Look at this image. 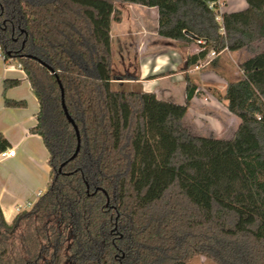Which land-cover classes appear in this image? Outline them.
I'll return each mask as SVG.
<instances>
[{"label": "trees", "instance_id": "obj_1", "mask_svg": "<svg viewBox=\"0 0 264 264\" xmlns=\"http://www.w3.org/2000/svg\"><path fill=\"white\" fill-rule=\"evenodd\" d=\"M244 1L221 12L218 0H0V53L37 99L30 130L50 168L30 208L10 223L0 209V264H264V0ZM118 3L156 7L159 35L196 41L188 65L209 50L248 53L214 92L237 119L231 137L185 127L189 80L182 104L114 87Z\"/></svg>", "mask_w": 264, "mask_h": 264}, {"label": "crops", "instance_id": "obj_2", "mask_svg": "<svg viewBox=\"0 0 264 264\" xmlns=\"http://www.w3.org/2000/svg\"><path fill=\"white\" fill-rule=\"evenodd\" d=\"M245 7L244 0H218L221 12ZM121 10V20L110 26L112 67L117 78L114 87L152 92L159 99L182 104L189 80L197 88L183 118L185 127L192 134L231 137L237 119L227 110V101L217 99L214 92L223 95L227 82L240 77L238 64L246 58L244 50H223L214 55L209 50L203 58L188 65L187 60L202 47L196 41L159 35L156 7L124 3ZM114 41L118 46V63L113 58ZM228 57L238 61L237 69L231 66ZM115 63L120 67L115 68ZM196 63L203 65L192 70ZM6 78H16L20 82L4 91L3 80ZM4 97L23 100L25 105L5 106ZM37 110V99L23 70L8 67L0 55V133L8 142L6 149L0 152V209L8 223L18 213L16 206L27 201L34 203L38 198L36 192L43 193L49 180L47 149L41 136L30 130L36 124ZM9 148H14L13 155H7Z\"/></svg>", "mask_w": 264, "mask_h": 264}, {"label": "rangeland", "instance_id": "obj_3", "mask_svg": "<svg viewBox=\"0 0 264 264\" xmlns=\"http://www.w3.org/2000/svg\"><path fill=\"white\" fill-rule=\"evenodd\" d=\"M121 3H118L117 4V6L118 7H120L121 8ZM113 44H114V56H113V58L115 59V61L114 62H116L117 60H118V57H117V53H116V51H117V44H116V41H114L113 42ZM118 52V51H117ZM244 52H245V56L247 57L248 56V53L244 50ZM228 59H229V61H230V64H231V66H233V68L234 69H237V63H238V61L235 59V58H233V60H232V58H230V57H228ZM119 62H120V59H119ZM7 63V66L9 67V66H11V65H13V66H15L16 67V65H17V63L15 62V61H12V60H9L8 62H6ZM117 63H118V61H117ZM112 64H113V59H112ZM116 64V63H115ZM120 67V65L119 64H116L115 65V68H119ZM122 89V88H121ZM235 130V129H234ZM228 135L230 134L229 132L227 133ZM227 134H225V135H227ZM189 264H215V263H213L212 261H210V260H208V259H206L205 257H203V256H197V257H194V258H192L191 260H190V262H189Z\"/></svg>", "mask_w": 264, "mask_h": 264}, {"label": "built area", "instance_id": "obj_4", "mask_svg": "<svg viewBox=\"0 0 264 264\" xmlns=\"http://www.w3.org/2000/svg\"><path fill=\"white\" fill-rule=\"evenodd\" d=\"M216 19H217V20H220V17H219V16H216ZM211 54L214 55L215 52H214L213 50H211ZM0 55H1V58L4 59V57L2 56V54H0ZM5 61L8 62L9 60H5ZM207 62H209V61L207 60ZM202 65H203V64H201V63H196V64L193 65L192 70H197V69H199ZM11 66L13 67V65H11ZM11 66H9V67H11ZM16 67H17L18 69H21V67H20L19 64H17ZM21 70H22V69H21ZM13 154H14V148H9V149H7V155H13ZM41 194H42L41 191L36 192V197H39ZM32 204H33V202H31V201H27L24 205H17V206H16V211L19 212V211H21V210H23V209L30 208V207L32 206Z\"/></svg>", "mask_w": 264, "mask_h": 264}, {"label": "water", "instance_id": "obj_5", "mask_svg": "<svg viewBox=\"0 0 264 264\" xmlns=\"http://www.w3.org/2000/svg\"><path fill=\"white\" fill-rule=\"evenodd\" d=\"M62 106H63V109H64V111H65V114H66L68 120L73 124L74 129H75V132H76V136H77V147H76V150H75V152H74V154H73V156H74V155L76 154L78 148H79V142H80V139H79V133H78V130H77V126L74 124L73 120L71 119V117L69 116V114H68V112H67V110H66V107H65V104H64L63 99H62ZM73 156H72V157H73Z\"/></svg>", "mask_w": 264, "mask_h": 264}]
</instances>
